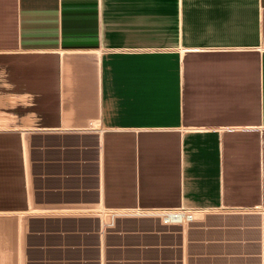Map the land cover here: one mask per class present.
Instances as JSON below:
<instances>
[{
	"label": "crops",
	"instance_id": "1",
	"mask_svg": "<svg viewBox=\"0 0 264 264\" xmlns=\"http://www.w3.org/2000/svg\"><path fill=\"white\" fill-rule=\"evenodd\" d=\"M0 217L4 264H264V0H0Z\"/></svg>",
	"mask_w": 264,
	"mask_h": 264
},
{
	"label": "built area",
	"instance_id": "2",
	"mask_svg": "<svg viewBox=\"0 0 264 264\" xmlns=\"http://www.w3.org/2000/svg\"><path fill=\"white\" fill-rule=\"evenodd\" d=\"M173 214H178V212H172ZM0 230H1V217H0ZM5 263V257H4V249L2 244L0 243V264Z\"/></svg>",
	"mask_w": 264,
	"mask_h": 264
}]
</instances>
